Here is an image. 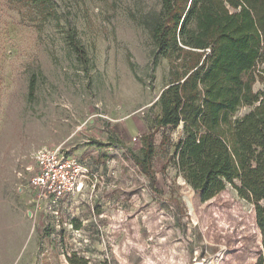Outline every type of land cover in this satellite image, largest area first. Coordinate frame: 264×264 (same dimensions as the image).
<instances>
[{
    "label": "rangeland",
    "instance_id": "rangeland-1",
    "mask_svg": "<svg viewBox=\"0 0 264 264\" xmlns=\"http://www.w3.org/2000/svg\"><path fill=\"white\" fill-rule=\"evenodd\" d=\"M32 1L0 0V264H69L74 251L87 264H264V201L227 184L202 202L175 167L178 91L148 35L161 0H50L42 13ZM148 130L154 183L129 157ZM55 146L104 174L85 193L78 232L65 233L63 211L24 215L32 155Z\"/></svg>",
    "mask_w": 264,
    "mask_h": 264
},
{
    "label": "trees",
    "instance_id": "trees-1",
    "mask_svg": "<svg viewBox=\"0 0 264 264\" xmlns=\"http://www.w3.org/2000/svg\"><path fill=\"white\" fill-rule=\"evenodd\" d=\"M49 1L32 2L42 13ZM148 35L154 55L169 64L168 85L178 91V173L202 202L227 184L264 201V0H161ZM63 39L86 64L74 30ZM256 83L261 91L254 90ZM242 108L247 113L236 118ZM139 142V154L129 151V157L154 183V133L148 130ZM68 262L87 259L72 253Z\"/></svg>",
    "mask_w": 264,
    "mask_h": 264
},
{
    "label": "built area",
    "instance_id": "built-area-1",
    "mask_svg": "<svg viewBox=\"0 0 264 264\" xmlns=\"http://www.w3.org/2000/svg\"><path fill=\"white\" fill-rule=\"evenodd\" d=\"M140 136L133 137L132 142L139 144ZM32 161L33 166L27 169L30 174L26 183L28 198L25 203V217L35 220L37 217L57 216L63 211L67 214L66 222L63 223L65 233L78 232L86 221L79 214V209L83 206L87 190L94 193V181L102 180L104 174H100L101 165H96L90 158H82L62 146L42 147L33 153ZM71 205H76L75 214L69 213ZM99 205V198L97 201L96 196L87 207L91 216Z\"/></svg>",
    "mask_w": 264,
    "mask_h": 264
},
{
    "label": "bare ground",
    "instance_id": "bare-ground-1",
    "mask_svg": "<svg viewBox=\"0 0 264 264\" xmlns=\"http://www.w3.org/2000/svg\"><path fill=\"white\" fill-rule=\"evenodd\" d=\"M192 206V205H191ZM196 264H198V263H196Z\"/></svg>",
    "mask_w": 264,
    "mask_h": 264
},
{
    "label": "water",
    "instance_id": "water-1",
    "mask_svg": "<svg viewBox=\"0 0 264 264\" xmlns=\"http://www.w3.org/2000/svg\"><path fill=\"white\" fill-rule=\"evenodd\" d=\"M181 128H182V126H181Z\"/></svg>",
    "mask_w": 264,
    "mask_h": 264
}]
</instances>
